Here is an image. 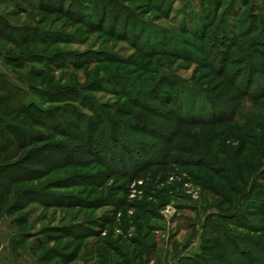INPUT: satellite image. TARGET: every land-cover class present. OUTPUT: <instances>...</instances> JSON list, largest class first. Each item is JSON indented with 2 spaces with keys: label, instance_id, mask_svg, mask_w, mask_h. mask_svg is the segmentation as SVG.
I'll list each match as a JSON object with an SVG mask.
<instances>
[{
  "label": "rangeland",
  "instance_id": "1",
  "mask_svg": "<svg viewBox=\"0 0 264 264\" xmlns=\"http://www.w3.org/2000/svg\"><path fill=\"white\" fill-rule=\"evenodd\" d=\"M18 3L0 0V68L25 88L58 93L32 95L42 111L11 112L10 98L0 109L20 143L0 164L29 157L19 175L3 170L22 180L12 193H46L0 214L17 226L14 246L24 243L41 264H188L196 254L194 264H264V0ZM20 29L39 37L17 39ZM36 55L53 72H28L27 63L45 65L31 62ZM240 170L239 191L249 194L236 219L224 218L229 206L205 188ZM165 178L183 185L178 194L159 193L152 181Z\"/></svg>",
  "mask_w": 264,
  "mask_h": 264
},
{
  "label": "trees",
  "instance_id": "2",
  "mask_svg": "<svg viewBox=\"0 0 264 264\" xmlns=\"http://www.w3.org/2000/svg\"><path fill=\"white\" fill-rule=\"evenodd\" d=\"M13 2L15 3V5H21L20 4L21 2L18 3V0H13ZM33 6H34L33 4L32 5L30 4L31 8ZM24 32H26V33L29 32V34L31 35L29 38L32 41H36V39L39 37V35H37L35 33L32 34V32H36V31L21 30V32H17L15 34V38H17V39H20V37L27 38V36H23ZM66 54H69V53H66ZM36 56L40 60L39 59L38 60H33L31 62H40V63H44L45 65L43 67H41V68H37V67H34L33 65L27 63L24 66L27 69H29L28 72L32 73L33 70L36 71L35 72L36 74H40L42 72H44V73L45 72H53L55 66H52V64L49 62L50 59L42 57L40 55H36ZM83 56H85V55H82L81 58H83ZM70 59H71L70 57H67L66 60L68 61ZM73 63L75 64L76 62L73 61ZM0 81L2 82L3 87H4V88H2L3 91H6L7 95H8V93L11 94V95L9 94L10 97H8L9 95L8 96L7 95L0 96V109H3L5 111L9 110L10 104H6V105H3V104H5L4 102L9 100V98L12 101L13 100L17 101L16 104L18 105V109H15V107H13L14 111H11V112H17L18 111V112H26V113H28L31 110L42 111L41 109L39 110V108H38V106L36 104V101L32 98V95H38V96H42V97L45 96L46 98L49 96L50 98H54V96L57 95V93H58V91L54 92V91H51L50 89L45 90V89H41V88L35 87V85H33L27 79H25V81L29 82V88H25L21 84H16V83L11 82L8 79V77L5 74L1 73V72H0ZM15 92H16V95L13 96V94H15ZM11 96H12V98H11ZM83 96L88 97V95L86 93L81 94V97H83ZM11 112L9 114H11ZM45 113L49 114V113H52V111L46 110ZM26 117L27 116H25L24 118H26ZM55 117H56V115L53 114V115L49 116L48 118L50 120H53ZM0 120H5V119L0 115ZM7 122H9V121H7ZM48 122L49 121H47L45 123H48ZM61 122H63V121H62L61 118H59V121H56L55 122L56 125H54V126L55 127L59 126L60 124H62ZM221 122H224V120L222 118L221 119L217 118L214 122H211V123H221ZM6 124L8 125V127L12 126L9 123H6ZM259 124L260 123H257L256 125L260 126ZM14 128L17 129V126H14ZM25 131H27V130L25 129L24 132ZM0 133L4 134V137H3L4 142L0 141V158H1V155L3 153H5V157L10 158L8 156H10L11 153H13V152H17L18 151V149L20 148V143H18V144L15 143V140L12 138V135H11V130L8 129V128L6 129V127H3V125L1 123H0ZM165 141H166V139H165ZM174 145H175V147H177V146H180V143L179 142H177V143L175 142ZM174 145H173L172 149L174 151H176V149L174 148ZM9 149H12V150H9ZM258 149H260V148H258ZM183 151L187 152L186 150H183ZM261 152H262V149L259 150V151L255 150V153H251L250 155H251L252 159L255 158L258 161V158L261 157ZM187 153H189L190 155L193 154V155H197V156H202V155L206 156L207 155L206 151H201V150H198V149L197 150L189 149V151ZM17 156H20V155H17ZM169 158H171V156ZM9 160H11V159H9ZM16 160L17 161H13V162L12 161L11 162L6 161V162L0 164V174H1V176H3L4 178L7 179V181H5V182H0V214H4V213L6 214L9 210L21 207L24 204V203H22L21 198L24 197L25 195L31 197L32 194H35L37 197H39V196L41 197V195L46 194L45 191L39 190V189L36 190V189H31V188H19L17 190V192L15 193V196H14V194L12 193V191H13L12 182L20 183L22 180L21 179H13L14 175L10 176L9 175L10 174L9 171H5L6 175H4L3 170H8L7 168H9L10 170H13L12 172L15 171L13 174H15V176H17V175L20 174V172H23V171L27 170L26 169V164H28L29 157H28V155L24 154V155H21V157H19V158L17 157ZM201 161H203V159H199L196 162L201 163ZM185 162L188 163L187 160H185ZM167 163L168 162L162 163V164L165 165V166H168ZM174 164L182 165V166L184 165V164L178 163V162H175ZM203 166L204 165H200L199 167L202 168ZM248 166H249V168L253 167L252 164H248L247 167ZM171 168H172L171 172L173 170H175V168H173V167H171ZM18 170H21V171H18ZM260 172L261 173H259V174L263 175L264 174V168ZM241 173H242L241 170H240L239 173H235L234 171H232V174L234 176L233 181H231L232 178L229 180V179H226L225 177H223V178H225L223 181H227V182L226 183H221L217 189H215L214 187H211V186H209L208 188H205V189H207L209 192H211L213 194H215L214 191L216 192V195L219 197V200H220L219 206L224 205V204L229 206L231 211L226 216H224V218H228V215H231L233 218L237 217V214H239V212L241 211V210H239V206H241V201H242L243 195L245 196L244 198L246 200V196L249 194V190L250 189L248 190L247 193H244V194L239 191L240 189H239V185L238 184H239V182L241 180V178H240ZM159 175H161V174H159ZM159 175H156V176H159ZM166 178H168V177H166ZM166 178L165 179H157V180H154V181L151 180L152 182L157 183V186H164L162 191L159 190V193L162 192V193H165V195H171L173 193H177L175 191V189L178 186H180V187L183 186L182 184H179L178 186H175L176 183L171 184V186H168V185H170V183L167 182ZM195 178H197V177H195ZM198 179L199 178H197V181H198ZM54 182L57 183L59 181H54ZM19 193H21V196H18ZM250 193H252V192H250ZM8 194H13V197H14V200L9 205L6 203ZM181 195H182V193H181ZM182 196H184V195H182ZM243 204L246 205V203H244V202H243ZM137 208H140V207H137ZM137 208H135V209H137ZM246 209H247V212H251L252 208L251 207H246ZM249 214L250 213H248V215ZM105 224H106L105 221L104 222L100 221L99 224L96 225L98 227L96 229L98 233L102 232V230L105 227ZM61 228H63V227H61ZM69 228L71 229V227H69ZM62 231H59V232H62ZM110 241H112V240H109V242ZM142 242L139 243L140 247L145 246L144 241H142ZM16 244L19 245V244H24V243L19 242V243H16ZM91 244H93V243H90V246H92ZM12 245H13V247L17 246V245L14 246L13 239H12ZM148 246H150V245H147V247ZM102 256H103V253H102ZM63 257L65 259H67L68 262L72 261V258H68V255H64ZM136 257H137V255L135 254L134 255V259ZM195 257H197V254L192 256V257H188V261H189L188 264H194V260H192V259L193 258L195 259Z\"/></svg>",
  "mask_w": 264,
  "mask_h": 264
},
{
  "label": "crops",
  "instance_id": "3",
  "mask_svg": "<svg viewBox=\"0 0 264 264\" xmlns=\"http://www.w3.org/2000/svg\"><path fill=\"white\" fill-rule=\"evenodd\" d=\"M0 72L15 83L10 72L0 68ZM13 78V79H12ZM18 84V83H16ZM18 232L8 218L4 217L0 221V264H41L40 259L25 244L16 247L12 245V238Z\"/></svg>",
  "mask_w": 264,
  "mask_h": 264
},
{
  "label": "built area",
  "instance_id": "4",
  "mask_svg": "<svg viewBox=\"0 0 264 264\" xmlns=\"http://www.w3.org/2000/svg\"><path fill=\"white\" fill-rule=\"evenodd\" d=\"M183 180H184V179H183ZM139 182H140V183H143L142 180L139 181ZM184 184H185L186 187H188V188H187V192H188L189 194H192V190L190 189L192 183H191L190 181H185V180H184ZM133 191H137V190H133ZM193 197L195 198L196 196L194 195Z\"/></svg>",
  "mask_w": 264,
  "mask_h": 264
}]
</instances>
